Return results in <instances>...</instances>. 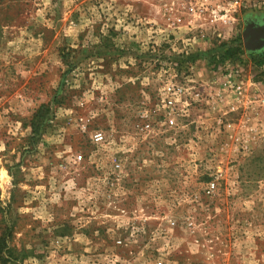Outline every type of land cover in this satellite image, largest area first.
Returning a JSON list of instances; mask_svg holds the SVG:
<instances>
[{"label":"rangeland","instance_id":"1","mask_svg":"<svg viewBox=\"0 0 264 264\" xmlns=\"http://www.w3.org/2000/svg\"><path fill=\"white\" fill-rule=\"evenodd\" d=\"M241 1L0 0V264H264Z\"/></svg>","mask_w":264,"mask_h":264},{"label":"built area","instance_id":"2","mask_svg":"<svg viewBox=\"0 0 264 264\" xmlns=\"http://www.w3.org/2000/svg\"><path fill=\"white\" fill-rule=\"evenodd\" d=\"M185 1L187 2L188 5H199L200 8H201L200 9L201 12L206 10L205 7L207 5H215V4H224L225 3V4H229V5L235 6V5L239 4L240 2H242L241 0H185ZM235 90L239 91L240 87L237 86L235 88ZM168 103L170 104L171 102H168ZM168 114H169L170 117L168 118L167 123H168L169 126H173L174 125V119L172 118L171 113H168ZM148 127L149 126L146 125L145 129H147ZM93 139H94V142L100 143V141H102V135L100 133H97V134L94 135ZM209 187H210V190H211L213 188V184H211ZM173 225H174V223L171 222V226H173ZM121 243H122L121 240H117L116 241L117 245H121ZM115 258L117 259L116 262H120V261L122 263L125 262L124 260H120L118 257H115ZM112 264H115V262L112 263Z\"/></svg>","mask_w":264,"mask_h":264},{"label":"water","instance_id":"3","mask_svg":"<svg viewBox=\"0 0 264 264\" xmlns=\"http://www.w3.org/2000/svg\"><path fill=\"white\" fill-rule=\"evenodd\" d=\"M251 30H261L263 32V37L261 40L255 42V43H252L250 41V32ZM242 40H243V44L245 46V48L247 47H259V46H262L264 45V29L261 28V27H257V28H253L251 26H247L246 29L244 30L243 34H242Z\"/></svg>","mask_w":264,"mask_h":264},{"label":"trees","instance_id":"4","mask_svg":"<svg viewBox=\"0 0 264 264\" xmlns=\"http://www.w3.org/2000/svg\"><path fill=\"white\" fill-rule=\"evenodd\" d=\"M236 51H237V48H228L227 47L226 50L224 51L223 55L221 56V58L222 59L230 58V57L233 56L234 52H236ZM260 57L264 59V54H262ZM260 64H264V60L262 62H260ZM31 125L33 126L32 127L33 128V132H35L36 131L35 125L32 124V123H31Z\"/></svg>","mask_w":264,"mask_h":264},{"label":"bare ground","instance_id":"5","mask_svg":"<svg viewBox=\"0 0 264 264\" xmlns=\"http://www.w3.org/2000/svg\"><path fill=\"white\" fill-rule=\"evenodd\" d=\"M259 32H261L262 33V31L260 30ZM252 33L250 32V41L253 43H255V42H257V41H259V40H261L262 39V36L261 35H259L258 36V34L257 35H255V38H253V36L251 35ZM254 35V34H253ZM251 36H252V38L253 39H251ZM257 39V40H256Z\"/></svg>","mask_w":264,"mask_h":264}]
</instances>
